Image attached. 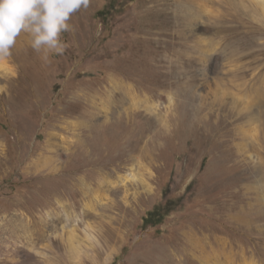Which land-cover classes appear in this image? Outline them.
I'll return each instance as SVG.
<instances>
[{
  "label": "rangeland",
  "instance_id": "rangeland-1",
  "mask_svg": "<svg viewBox=\"0 0 264 264\" xmlns=\"http://www.w3.org/2000/svg\"><path fill=\"white\" fill-rule=\"evenodd\" d=\"M261 1L89 0L47 61L21 33L0 59V261L264 264Z\"/></svg>",
  "mask_w": 264,
  "mask_h": 264
},
{
  "label": "clouds",
  "instance_id": "clouds-1",
  "mask_svg": "<svg viewBox=\"0 0 264 264\" xmlns=\"http://www.w3.org/2000/svg\"><path fill=\"white\" fill-rule=\"evenodd\" d=\"M88 5L89 0H0V59L11 55L21 33L30 37L36 52L43 51L45 61L50 53H62L68 21Z\"/></svg>",
  "mask_w": 264,
  "mask_h": 264
},
{
  "label": "trees",
  "instance_id": "trees-1",
  "mask_svg": "<svg viewBox=\"0 0 264 264\" xmlns=\"http://www.w3.org/2000/svg\"><path fill=\"white\" fill-rule=\"evenodd\" d=\"M110 10H112V6L110 5V6H107L105 9H103L102 11H100V12H98V15H100V16H106L109 12H110ZM155 211H151V212H149V214H148V217H147V220L149 221V222H151V220L154 218V216H155ZM159 217V216H158Z\"/></svg>",
  "mask_w": 264,
  "mask_h": 264
},
{
  "label": "bare ground",
  "instance_id": "bare-ground-1",
  "mask_svg": "<svg viewBox=\"0 0 264 264\" xmlns=\"http://www.w3.org/2000/svg\"><path fill=\"white\" fill-rule=\"evenodd\" d=\"M261 6H262V7L264 6V1H261ZM150 107H151V106L146 105L145 109H146L147 111H149ZM123 179H124V181L127 180L126 177L123 178ZM128 179H129V178H128ZM94 199H95L96 203L98 204L100 198L96 195V196L94 197ZM91 207H92V206H90V208H91ZM0 264H13V263H10V262L7 261L6 259H3L2 261H0Z\"/></svg>",
  "mask_w": 264,
  "mask_h": 264
}]
</instances>
